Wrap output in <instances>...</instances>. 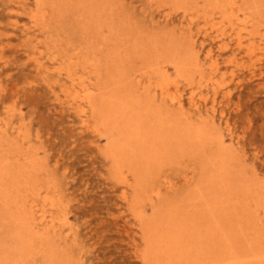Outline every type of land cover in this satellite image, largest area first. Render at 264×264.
<instances>
[{
	"label": "rangeland",
	"instance_id": "rangeland-1",
	"mask_svg": "<svg viewBox=\"0 0 264 264\" xmlns=\"http://www.w3.org/2000/svg\"><path fill=\"white\" fill-rule=\"evenodd\" d=\"M39 2L0 0V116L3 118L0 117L3 123L0 165L13 166L19 171L34 165L32 184L42 190L39 205L45 206L46 194L56 198L58 211L54 209L50 213L46 202V209L56 219V229L49 233L45 246V250L52 247L56 252V264H81V261L83 264H150L143 255L146 223L142 222V216L149 222L154 210L165 201L184 197L202 181L204 173L201 172L206 162L220 154L222 148L234 170L232 180L248 182L264 197V1L237 0L236 8L229 12L234 15L236 26L220 12L219 7L227 0H44L45 17L37 24L33 16L39 11ZM234 27L244 29L243 46L238 44ZM181 51L184 56L180 55ZM174 52H180L179 56ZM180 56L185 57L188 64L194 60L202 63L200 66L207 71L204 73L206 81L200 82L201 76L192 65L185 74H194V83L178 77L174 62ZM114 58H123L125 66L117 68L114 60L119 59ZM214 62L221 67L217 71L211 69ZM154 64L156 68L163 67V72L167 70L171 81H178L179 84L170 85V94L181 97L183 112L190 120L206 125L215 138L220 136L224 141L223 147L214 142L204 154L197 151L176 154L167 164L157 167V171H161L158 181L163 187L162 197L159 200L152 195L155 201L150 193H144L140 204H136L133 200L138 191L123 183L108 154L107 136L97 131L99 119L94 118L88 108L89 115L83 116L66 94L83 93V81L92 89L107 85L112 76L119 77L122 71L138 86L141 77L135 79L136 76L150 71ZM148 77L146 74L144 80L140 79L143 81L141 93L150 83ZM157 78L154 84L160 79ZM190 91L196 93L198 110L191 105ZM167 101L171 105V99ZM129 179L134 185L132 175ZM259 205L253 211L264 223V199ZM0 215V245L3 246L12 227L6 224L9 217L1 201ZM2 246L0 252L4 251ZM33 257L35 260L30 263L34 264H47L50 259L42 253Z\"/></svg>",
	"mask_w": 264,
	"mask_h": 264
},
{
	"label": "bare ground",
	"instance_id": "bare-ground-1",
	"mask_svg": "<svg viewBox=\"0 0 264 264\" xmlns=\"http://www.w3.org/2000/svg\"><path fill=\"white\" fill-rule=\"evenodd\" d=\"M43 4H45L44 0H40L39 11L35 13V15L33 16L37 24L40 23L45 17ZM246 4L248 3L246 2ZM236 5H237V0H227V3L219 7L220 12L224 15L225 18L229 19V21L233 23V26H236L234 24V20L232 17L234 15L229 12L230 10H234L236 8ZM105 19L108 20V17L106 16ZM114 19H117V18L114 17ZM129 19L131 20V18ZM233 29L236 31L239 46H243L244 43H243L242 30L244 29L238 30L239 28L236 29L235 27ZM117 32L119 31L117 30ZM114 38L116 39V36ZM120 38L123 39L122 34ZM174 39L176 41V38ZM135 42H137V40ZM152 42L154 43L153 40ZM13 43H16V42H13ZM109 49L111 48L109 47ZM8 50L10 51V49ZM90 50H89V53H90ZM179 50L180 49H178L177 51ZM109 52L111 51L109 50ZM182 52L184 53V51H181V53ZM214 52L215 51H213V53ZM174 53L177 54V52H174ZM183 53L180 55H183ZM241 55H244V54H241ZM209 56L211 57V54H209ZM180 57L179 59H176V58L173 59V60L176 59L174 64H175L176 70L179 72L178 77H182V80L184 77L189 83L191 84L194 83V77L196 78V76L194 74L193 75L185 74L188 69L191 70V68L189 67L192 65L191 67L193 66L195 67V72L199 73V75L201 76L200 82L201 81L203 82V79H205L204 82L206 81V78H204L205 76L204 73L207 71L206 69H203L200 66V64L202 63H199L198 61L193 59L194 62L193 63L191 62L188 64L183 59L185 57H181V58ZM114 59H119V60H114L117 63L116 64L117 68L125 66L123 58H114ZM204 63H205V60H204ZM155 64L150 67L151 68L150 71L148 70L142 75L136 76L135 78V79H138L141 77L140 79H142L146 74H148L149 76L148 78H149L150 83L149 85L143 87L144 91L142 93L140 92V88L143 84L142 80L144 79L142 80L139 79L137 83L138 86H135L130 82L129 80L130 77H128L127 74L122 71L119 77L112 76L113 78L112 81L108 83L107 85L100 86L98 88L95 87L92 89L88 87L87 84H85V81H83L81 83L82 86L85 88L83 93H81L80 91H76L74 93L69 92L66 94V97L70 99V102H72L73 105H76L77 109L83 116L89 115L87 114L88 113L87 108H88L90 109L92 116L94 118L96 117L99 119V125L97 127V131L101 133H105V135L107 136L108 154L114 161L117 167L118 173L121 174L123 183L126 184L127 186H132V187L134 186V188H136L138 191V193H136L135 199L133 200L136 204H140L139 201L140 202L142 201L141 195H143L144 193L145 194L150 193L151 196L154 195V197L159 200L162 197L163 187L161 184H159V181H158L159 173L161 171L159 170L158 172L157 171L158 169H156L157 167H161L163 164H167L168 160L171 157L175 156L176 154L179 155V153L182 154L186 151L187 152L197 151L199 154H204V152L206 151V148L210 146L211 144H214V142H218L220 146L223 147L222 143L224 141L222 137L220 136L218 138H215L212 132L210 131V129L206 125L194 124L190 120V117L187 116L183 112L184 104H183V100L181 99V97L178 98L177 96H173L172 94H170V85L172 83L177 84L178 81L176 80L171 81L167 75V72H166L167 70L163 72L164 68L160 66L156 68ZM218 64L214 62L212 64L211 69L213 71H217L220 67V66L218 67ZM116 70L117 69L115 68L113 72L115 73ZM7 71H9V69ZM159 73H161V75ZM206 76H207V73H206ZM157 77H160V79L156 84H154L155 82L154 79H156ZM198 79L199 78H197V82H198ZM133 82H134V79H133ZM176 87H178V85H176ZM193 87H195V85ZM190 92L192 93V91ZM168 98L171 99V102H172L171 105H168V101H167ZM191 105L197 110L200 109L198 102L196 101V93L194 92L192 93V97H191ZM176 110L179 111V113H175L174 111ZM213 110L215 111V109ZM23 115H25V113ZM83 119L85 118L83 117ZM90 123H93V122H90ZM2 124L3 123L0 122V132L3 131ZM30 124H33V123L30 122ZM6 125L8 127V124ZM4 129H5V126H4ZM9 137H10V134H9ZM31 142H34V141L31 140ZM222 150L220 154L215 155L214 157H210L208 159V161L206 162L207 165H205V167L203 168V172H201V173H204L202 181L200 180L199 184L197 185L195 184L196 186L193 187L184 197L178 200H174L173 202L165 201L164 205H162L163 204L162 202L161 205L163 207L160 206L158 207V209L156 208V210H154L155 212L153 211L154 217L149 222H146L145 220L146 217H144L145 215L144 216L141 215L142 222L146 223V228H145L146 250L143 253V255L146 258V260L150 262V264H264V223L261 219H258V217H256L257 215L255 211H253V209L259 208L260 206L259 202L263 201L264 197L260 194L261 192L258 189L251 188V185L248 182L242 181L243 182L242 183V182H236L232 180L234 170L230 164V159L228 158V154L224 152V148H222ZM49 152L48 154L50 155ZM49 160H48V164L50 162ZM251 164L254 165V163H251ZM167 166L169 167V165ZM33 167L34 165L28 170L19 171L17 170V168H13V166L5 165V164L0 165V201L3 203V206L5 208V213L9 217V219H7L6 224H11L10 226L12 227V229L8 233L10 235H9V238L6 239L7 240L6 243L2 242L4 245L3 246L0 245L4 249L3 252H0V256H1L0 264H34L33 262L30 263L33 259L35 260V257H33V255L39 254V253L46 254V256L48 255L50 257V259L46 262L47 264H56L55 262L58 261L56 258V252L54 251V249L51 247L49 248L50 250L49 249L45 250L46 249L45 246H46V240L49 237V233L51 234V231L53 229H56V223H55L56 219H54L53 215L51 216V214H49L48 209H46V206H47L46 202L50 205V210H51L50 213H53L54 209L58 211L57 208L59 207V204L57 203L56 198H54V196L53 198H51L52 195L50 197L46 194L43 197L44 198L43 200L45 201V206L41 207L39 205V198L40 196H42V192H41L42 190L34 187L32 184L33 181L31 178L32 177L31 173L34 172ZM172 171H174V169ZM49 175H52V174H49ZM129 175L133 176L134 181H135L134 185L131 183V180L129 179ZM67 189H70V188H67ZM168 193L166 194L167 196H168ZM64 197L65 196H63V198ZM174 198H177V197H174ZM157 199H154V200L156 201ZM144 201L145 200H143V202ZM137 212H140V211H137ZM261 214H262V211H261ZM57 215H58V212H57ZM60 215H63V214H60ZM146 215L149 216L147 212H146ZM58 217L60 216L58 215ZM139 218L140 217H138V219ZM67 220L69 222V219ZM58 225L60 226L61 224L59 223ZM58 231H61V230L59 229ZM71 231L72 230H70V232ZM4 232H6V230ZM133 235H135V233H133ZM51 236L53 238V235ZM64 248L66 249V247ZM70 249L71 248H69V250ZM68 251L66 252L68 253ZM63 255H61V259L64 258V256L66 257L67 254H65L64 256ZM63 261H65V258ZM83 263L81 261V264Z\"/></svg>",
	"mask_w": 264,
	"mask_h": 264
}]
</instances>
